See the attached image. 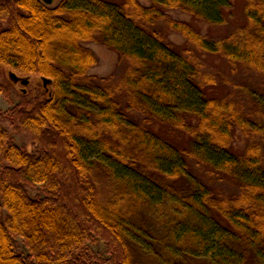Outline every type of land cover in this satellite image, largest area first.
Wrapping results in <instances>:
<instances>
[{
  "label": "trees",
  "instance_id": "obj_1",
  "mask_svg": "<svg viewBox=\"0 0 264 264\" xmlns=\"http://www.w3.org/2000/svg\"><path fill=\"white\" fill-rule=\"evenodd\" d=\"M149 1L0 0V94L16 87L7 71L50 80L41 100L19 90L8 118L33 154L0 126V264H105L94 237L113 264H264V98L248 109L209 96L216 78L199 58L264 75V0H243L245 22L216 40L166 11L219 24L230 0ZM89 41L118 53V79L87 75ZM236 129L249 139L238 155Z\"/></svg>",
  "mask_w": 264,
  "mask_h": 264
},
{
  "label": "rangeland",
  "instance_id": "obj_2",
  "mask_svg": "<svg viewBox=\"0 0 264 264\" xmlns=\"http://www.w3.org/2000/svg\"><path fill=\"white\" fill-rule=\"evenodd\" d=\"M59 1L53 0L50 7H55ZM108 1L120 3L122 0ZM138 1L146 6L150 4L149 0ZM244 5L245 2L243 0L228 1L223 9V18L219 24H211L177 10H167L166 13L171 19L189 24L205 38L216 40L226 36L245 22ZM168 39L177 46H182L185 42V39L177 32L169 33ZM82 45L92 51L97 58L96 64L87 71L88 76L96 78L111 77L116 79L121 76L124 67H122L120 57L116 51L96 41L83 42ZM199 58L203 63L205 71L210 72L216 78V85L207 89L209 96L228 99L248 109L252 101L251 95L256 94L257 97L264 98V75L248 71L243 66L232 69L228 62L218 54L201 53ZM5 79L4 74L0 73V83H4ZM15 86L12 87L9 85L6 93L0 94V126L7 131L10 142L22 150L33 154L35 152V143L32 137L25 131L14 130L9 124L8 118L14 106L21 101L19 90L26 89L28 91V99L34 98L41 100L44 98L41 90V82L39 80L33 81L26 87H22L20 84ZM183 138L181 137V140ZM248 143L249 139L236 129L232 136L230 152L234 155L241 154ZM262 145L264 160V144ZM196 173L198 176L203 177L207 184L217 186L225 193L232 189L230 182L224 178L219 179L216 176H209L207 171L205 172L204 170ZM105 189L107 190V187ZM27 191L32 199L42 197L39 184L31 185ZM89 247L94 259L102 261L105 264H113L107 247L102 240L94 237L89 242ZM14 251L24 257L28 254L27 248L19 237L14 239Z\"/></svg>",
  "mask_w": 264,
  "mask_h": 264
},
{
  "label": "water",
  "instance_id": "obj_3",
  "mask_svg": "<svg viewBox=\"0 0 264 264\" xmlns=\"http://www.w3.org/2000/svg\"><path fill=\"white\" fill-rule=\"evenodd\" d=\"M45 4H47L48 6H50L53 2V0H42ZM7 77L8 79L14 84V85H18L20 84L22 87H26L29 85L30 83V77L28 76H17L15 73L11 72V71H7ZM41 82H42V86L44 88L47 87V85L50 83V80L42 77L41 78ZM23 93L26 92V89H22L21 90Z\"/></svg>",
  "mask_w": 264,
  "mask_h": 264
}]
</instances>
